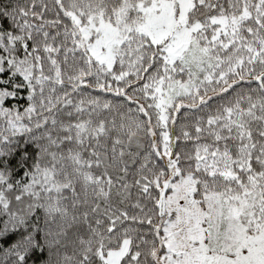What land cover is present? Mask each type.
<instances>
[{
  "label": "snow or ice",
  "instance_id": "1",
  "mask_svg": "<svg viewBox=\"0 0 264 264\" xmlns=\"http://www.w3.org/2000/svg\"><path fill=\"white\" fill-rule=\"evenodd\" d=\"M0 264H264V0H0Z\"/></svg>",
  "mask_w": 264,
  "mask_h": 264
}]
</instances>
